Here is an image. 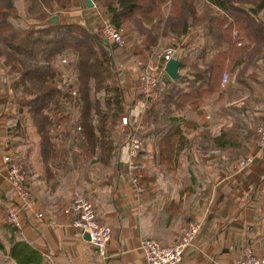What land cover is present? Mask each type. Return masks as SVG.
<instances>
[{"label": "crops", "instance_id": "1", "mask_svg": "<svg viewBox=\"0 0 264 264\" xmlns=\"http://www.w3.org/2000/svg\"><path fill=\"white\" fill-rule=\"evenodd\" d=\"M83 2L73 0L71 10L82 18L76 24L83 23ZM192 36L189 33L176 47L181 63L186 62ZM263 66L242 84L233 77L220 93L191 103L174 119H163L176 132L143 140L140 160L146 169L140 193L126 170L127 131L119 132L118 122L104 137L117 150L103 152L98 146L89 149L74 133L72 118L62 115L51 136L54 153L43 161L40 138L26 115L22 133L6 117L0 118V264H145L141 241L170 246L192 222L201 229L180 264H229L246 247L264 257V147H255V129L249 132L247 123L250 113L264 116ZM123 72L124 91L134 103L130 123L146 124L143 112L148 105L134 99L139 69L129 66ZM184 73L178 71L179 76ZM260 99L262 109L255 104ZM4 107L1 101L0 114L6 115ZM234 125L248 134L240 135L243 148L236 154L228 134ZM4 155L16 157L27 174L31 198L21 211L20 229L7 223V211L18 207L6 181ZM244 157H251V163L236 172L237 161ZM75 194L90 200L97 220L111 229L104 256L71 227L73 215L67 210ZM38 213L42 221L36 219Z\"/></svg>", "mask_w": 264, "mask_h": 264}, {"label": "trees", "instance_id": "2", "mask_svg": "<svg viewBox=\"0 0 264 264\" xmlns=\"http://www.w3.org/2000/svg\"><path fill=\"white\" fill-rule=\"evenodd\" d=\"M17 1L0 0V71L7 73L11 83L7 89L0 75V92L5 88L0 99L5 100L8 111L15 108L14 114L8 112L12 115L7 120L18 133H22L25 115L32 123L40 138L43 161L54 153L51 136L58 123L48 111L60 109L62 101L71 99L54 67L59 56L71 54L74 58L79 136L89 149L98 146L103 152L117 150L104 137L124 115L127 94L118 85L117 70L133 55L146 57L156 47L173 48V44L176 48L182 38L193 34L186 45V62L178 60V71L185 73L175 81L164 83L162 79L158 101L143 112V140L164 131L175 133L163 119H174L175 113L191 103L220 93L225 71L242 84L251 71L264 64V0H90L95 8H88L84 0L82 24L52 23L50 14L71 9L73 0H25L29 4L27 18L32 21L25 27L13 23L19 19ZM96 11L122 33L123 48L105 44L96 31ZM125 47L133 53L119 51ZM245 132L237 125L228 131L235 154L243 148L239 137L248 135Z\"/></svg>", "mask_w": 264, "mask_h": 264}, {"label": "built area", "instance_id": "3", "mask_svg": "<svg viewBox=\"0 0 264 264\" xmlns=\"http://www.w3.org/2000/svg\"><path fill=\"white\" fill-rule=\"evenodd\" d=\"M101 35L108 44L118 48H123L125 45L123 36L110 21H103ZM158 51L159 49L156 47L148 55L149 57H143L146 59H140L136 62V66L139 69V89L146 98V102L149 103L158 100V87L160 81L166 75V64L175 56V49L172 47L163 49L161 53H158ZM59 61V64L67 63V60L63 56H59ZM227 79V73H223L220 84L221 88H225ZM262 83L264 85V81ZM71 97L75 100L76 92L74 90L71 92ZM129 121L130 116L128 114L121 116L119 127L123 129L122 133L127 131V161L125 166L136 193H140L142 192L140 180L142 173L146 169L145 163L139 159L144 151V141L141 138V133L145 130V123L142 120H133L132 125H129ZM255 133V146L261 149L264 147V122L257 125ZM251 161V157L240 159L235 165V171H243ZM3 163L7 169L6 181L13 191L18 207L7 211V223L15 229H20L21 211L29 205L31 198L27 186V174L16 157L4 155ZM67 212L73 215L71 227L81 234H87L90 244L100 256H104L111 240V229L105 223L97 220L92 202L79 194H75ZM36 219L42 221L44 219L43 214H36ZM200 229L201 225L199 223L192 222L187 224L183 228L178 240L170 246H163L152 239L141 241L140 251L145 264H180L184 253L193 246ZM48 264H54V262L49 260ZM229 264H264V257L256 255L252 248L246 247L242 255Z\"/></svg>", "mask_w": 264, "mask_h": 264}, {"label": "rangeland", "instance_id": "4", "mask_svg": "<svg viewBox=\"0 0 264 264\" xmlns=\"http://www.w3.org/2000/svg\"><path fill=\"white\" fill-rule=\"evenodd\" d=\"M28 5H29L28 2L25 1V0H18L16 2V4H15L16 13L19 16V19H14L13 20V23L15 25L25 27L27 24L32 22L31 19L27 18V16H28L27 15V7H28ZM167 7L169 9V7H170V3L169 2L167 3ZM71 9H68L67 11L66 10H61V11H56V13H51L50 15H51L52 20L54 18H56V22L58 21V23H62V24H70V23H76L77 21L78 22L82 21L81 15L79 13L78 14L74 13ZM65 12H67V14ZM94 18H95L96 26H97V30L96 31L101 33V27H102L103 21L105 22V21H110V20L108 18H106V17H103V15L100 12H98V11H96L94 13ZM121 35H122V33H121ZM163 43H164V40L161 42V44H163ZM105 44H108V43H105ZM108 45H111V44H108ZM173 45H174L173 48L176 49L175 48L176 44H173ZM127 47H125L124 49L119 50V51L121 53H126L127 50L129 49ZM163 49L164 48L159 49L158 53H161ZM127 53L131 54V53H133V50H128ZM118 55H121V54H118ZM63 58H65L67 60V63L66 64H59L60 61H59V57H58L55 60V62H54V67L60 72V79L62 80L63 88L66 89V90H70V92H69L70 95H71L72 90H74L76 92V98H75V100H73L72 97H70L71 99L68 100V102H66V100H65V102L62 101L63 105L61 106V108L60 109L59 108L58 109H54L53 108V109L49 110L48 111V115H50L52 118L56 117V119H59L60 117H58V116L62 117V115L66 114V116H68V118H72V121H73V123L75 125L74 133H79L80 134L81 133V129H80V126H78V122H77L78 118H79V113H80V111H79L80 102H79V95H78V92H77L78 85H77V81H76L75 73H74V69H73L74 68V58L72 57L71 54H65V55H63ZM140 59H146V58H143V56H134L133 55V57L120 70L119 69L117 70L118 72H120V79H119L120 81L118 82V85H121V89H122L123 93L126 92V91H124L126 85H124V83H125L124 82L125 81V78H124L125 73L123 72V69L127 70V69H129V66L137 67L136 66V62L139 61ZM42 63L43 62H41L40 64H42ZM262 71L264 72V66L262 68ZM224 73H227V75H228L227 83L225 85V86H227L229 84V79H232L234 77V75H232V74H230L229 72H226V71ZM0 75H1V77L3 79V82L4 83L6 82V85H8L7 86V89H8L11 86V83L9 82L10 78L8 77V75H7V73L5 71H0ZM261 86H264L263 83H262ZM3 89L5 90V88L1 87V92L0 93L4 92ZM259 95L260 94H258L257 96H259ZM124 96L126 98L125 102L127 103V104L124 105V115H125V114H129L130 110L134 109L133 108V104L134 103L130 101L131 98L129 97L128 94L124 95ZM134 99L141 100L143 102V104H145V105L154 104V103H156L158 101V100L157 101H153L151 103L146 102V98L141 93L140 89L136 93H134ZM235 100H237V98H235L234 101ZM1 101L3 103V109L5 110L4 106L6 105V108H7V104L5 103V100L3 98L0 99V102ZM260 102L257 103L255 101V104H257L258 106H261L260 104H262L263 101L260 99ZM254 107H256V105ZM262 107L263 106H261L260 108L262 109ZM253 110H255V109H253ZM10 111H12L11 113L14 114L16 110H15V108H12ZM10 111H8V108H7L6 115L0 114V118H2L3 116L6 117V119L11 117L12 114L8 113ZM256 112L258 113V111H256ZM204 117L205 116H203V118ZM119 119L116 120V122H118V125H119ZM26 121H28V120H26ZM262 122H264V116H260L258 114L255 115L253 113H250V117H248V120H247V123L251 125V128L249 129V132L252 131V129L256 130L257 125L259 123H262ZM117 130L119 132H121L123 129H121L119 127ZM255 141H256V138H255Z\"/></svg>", "mask_w": 264, "mask_h": 264}, {"label": "water", "instance_id": "5", "mask_svg": "<svg viewBox=\"0 0 264 264\" xmlns=\"http://www.w3.org/2000/svg\"><path fill=\"white\" fill-rule=\"evenodd\" d=\"M85 2L88 8H92L94 6L90 0H85ZM55 22H56V18L52 20V23H55ZM179 64L180 62L175 58V56L172 60L167 62L166 68H165L166 75L163 78L164 83H166L168 80L175 81L179 77V74H178ZM85 238L89 240V237L87 234H85Z\"/></svg>", "mask_w": 264, "mask_h": 264}]
</instances>
